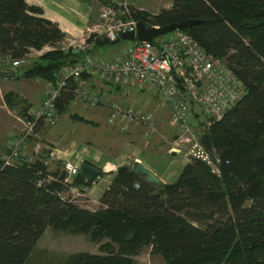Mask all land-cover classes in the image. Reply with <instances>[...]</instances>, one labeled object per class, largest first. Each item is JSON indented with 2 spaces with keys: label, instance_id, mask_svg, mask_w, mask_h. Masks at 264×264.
<instances>
[{
  "label": "trees",
  "instance_id": "16d2710c",
  "mask_svg": "<svg viewBox=\"0 0 264 264\" xmlns=\"http://www.w3.org/2000/svg\"><path fill=\"white\" fill-rule=\"evenodd\" d=\"M131 9L148 25L204 20L183 30L224 58L247 86L221 119H210L201 139L213 160L214 151L219 155L221 172L192 159L175 182L159 186L127 167L118 170L92 213L77 204L66 173L50 171L45 159L4 164L0 154V264H28L48 228L68 227L118 242L117 258L128 264L150 244L167 264H264V0H173L157 14ZM42 14L27 0H0V53L22 58L56 48L66 35ZM82 56L72 48L51 50L23 74L55 80L63 65ZM75 87L69 79L57 100L60 114L68 111ZM77 180L89 182L81 174Z\"/></svg>",
  "mask_w": 264,
  "mask_h": 264
},
{
  "label": "built area",
  "instance_id": "2783aa9c",
  "mask_svg": "<svg viewBox=\"0 0 264 264\" xmlns=\"http://www.w3.org/2000/svg\"><path fill=\"white\" fill-rule=\"evenodd\" d=\"M139 21L127 1L102 6L100 22L89 28L90 35L95 37L68 46L67 52L72 48L83 53L82 58L63 65L55 80H47L41 103L29 106L26 115L19 117L23 128L11 135L8 150L2 155L4 164L35 160L25 158L27 145L39 125L57 124L60 115L57 100L69 79L76 83L72 102L83 100L91 106L106 102L100 91L91 87L94 79H101L154 93L169 108L174 120L177 134L171 152L183 153L189 161L202 160L214 172H221L218 159L213 160L201 139L211 124L209 119H221L248 93L247 86L224 58L207 52L183 29L157 37L153 42L127 40L123 51L115 55L95 52L100 37L112 44L123 33L137 32ZM30 54L14 58L0 53V70L17 71L31 62ZM108 105L110 121L122 119L124 129L129 130L135 124L145 126L151 135L159 131L156 120L141 103L111 101ZM65 170V180L70 183L72 177L81 173V167L71 161L65 163ZM74 190L72 183V193Z\"/></svg>",
  "mask_w": 264,
  "mask_h": 264
},
{
  "label": "rangeland",
  "instance_id": "374dc122",
  "mask_svg": "<svg viewBox=\"0 0 264 264\" xmlns=\"http://www.w3.org/2000/svg\"><path fill=\"white\" fill-rule=\"evenodd\" d=\"M126 1L135 2L137 6L134 7L140 8L142 6L149 13L159 12L163 7H172L173 5V0ZM104 4L100 3L97 9V18L93 19L94 22L89 28H94L100 22V13ZM89 28L79 39L65 34L66 36L56 45V48L47 46L41 51L32 50L29 55L31 62L21 67L18 77H26L23 71L34 67L39 58L46 52L55 49L67 52L71 43H78L86 37L93 39L95 36L90 35ZM98 40L103 43L96 45L95 52L111 55L122 52L128 44L127 41H121L115 45L108 44L102 37ZM28 78H31L32 81L36 79ZM43 80L42 85L40 84V90L36 92L38 93L37 96H31V100L18 94H14L11 101L5 98L7 106L15 111V113L10 114L11 116L9 115L13 121L11 128L15 125L14 130L23 128L19 116L22 115V110L26 104L39 105L41 103L44 87L47 85L46 79ZM91 87L95 88L92 84ZM128 89L130 91L129 100L144 102L147 107L145 108L146 111L156 120L159 131L155 134L147 133L143 125L132 124L127 130L123 128L124 121L122 119L110 121L108 103L111 101L108 99L98 106H91L83 100H78L71 103L66 113L59 115L56 125L51 127L39 125L27 145L25 158L29 161L31 159H45L48 161L49 169L52 172L67 173L65 163L68 161L74 162L80 167L85 163L94 164L104 171V174L95 180L85 178L89 182H79L77 180L79 174L71 178L75 188L72 195L77 204L85 211L97 212L100 207L99 199L102 190L114 178L120 167L126 166L132 169L136 161H141L157 170V174L166 183H172L179 178L182 170L189 163L183 153L173 155V151L171 152L177 132L169 108L151 91H139L134 87H128ZM17 99L21 103H15ZM3 125L8 126V122H4ZM205 125L207 126V123ZM7 140L5 144H7ZM7 150L8 147L3 146L2 153ZM214 153L218 159L219 155L215 151ZM182 216L196 226L206 227L204 222L195 221L187 215ZM109 246L113 249H110ZM118 250L119 243L109 237L103 236L97 240L93 238L91 232L81 231L79 228L75 230L73 227L62 230L48 228L39 240L28 264H105V261L109 262L110 260H114V263L109 264H128L121 258H117ZM131 264H167V261L163 254L150 244L139 255L132 258Z\"/></svg>",
  "mask_w": 264,
  "mask_h": 264
},
{
  "label": "crops",
  "instance_id": "0c3cea01",
  "mask_svg": "<svg viewBox=\"0 0 264 264\" xmlns=\"http://www.w3.org/2000/svg\"><path fill=\"white\" fill-rule=\"evenodd\" d=\"M115 3H122V1L126 0H109ZM28 4L35 5L40 7L43 10L42 16L48 20L57 23L59 28L68 36H72L75 38H81L86 29L91 27L93 19L97 18L98 15V8L100 3H105L100 0H27ZM128 2V1H127ZM131 6H137L135 2L132 1L128 2ZM139 6V5H138ZM142 8V9H141ZM163 8H170V7H163ZM141 10H144L142 6H140ZM97 10V12H96ZM158 12H152L151 14H157ZM104 54V53H100ZM20 69L17 70V76L15 78H1L0 77V154H3V146H7L9 139L11 138V134L17 132L14 130L13 121L10 119V114L15 113L12 111L6 104L5 96L8 93H12L13 95H20L25 99L30 98L31 96H37L36 93L40 90L42 83L44 82L41 78L33 79L28 77H18L20 74ZM93 80V79H92ZM47 81V80H45ZM92 86H95L94 89L100 91L105 99L114 102H124L127 104H131L134 102L141 103L143 106L146 107L144 102L139 101H132L129 100V89L128 87L132 86H125V85H115L111 82H107L101 79H94L92 81ZM119 88V89H118ZM45 89V87H44ZM44 93V91H43ZM154 94V93H153ZM155 95V94H154ZM43 98V96H42ZM132 101V102H131ZM20 102L19 99L15 101ZM21 106V105H19ZM8 117H7V116ZM10 115V116H9ZM6 116V117H5ZM20 115L19 117H21ZM8 122V126H4L3 123ZM12 129V130H11ZM11 130V131H10ZM14 130V131H13ZM8 138V140H7ZM7 140V144H5ZM173 155L176 153L172 152ZM188 164V163H187ZM94 165V164H93ZM151 170L155 173H158L157 170L148 166ZM111 182V181H110ZM102 190L103 192L106 190L108 185ZM100 195V197L102 196Z\"/></svg>",
  "mask_w": 264,
  "mask_h": 264
},
{
  "label": "water",
  "instance_id": "95a60500",
  "mask_svg": "<svg viewBox=\"0 0 264 264\" xmlns=\"http://www.w3.org/2000/svg\"><path fill=\"white\" fill-rule=\"evenodd\" d=\"M203 21L204 20L202 19H188V20H182L171 24L163 25L160 27H157L159 25H148L143 21H139L137 32L131 31V32L123 33L121 37L114 40L112 44L115 45L121 41L134 40L136 38L140 41L153 42L155 38L168 34L176 29H183L187 26L199 24ZM16 76H17L16 70H4V69L0 70L1 78H15ZM126 169H127L126 166L119 168V170H126ZM132 170L138 176H140L150 184H155L159 186H163L166 184V182L157 173H155L153 170H151L147 165H145L141 161H136L133 164ZM81 174L84 178L88 180H95L96 178L101 177L104 174V171L93 164L85 163L81 167Z\"/></svg>",
  "mask_w": 264,
  "mask_h": 264
}]
</instances>
